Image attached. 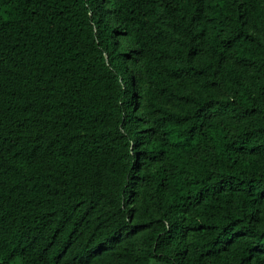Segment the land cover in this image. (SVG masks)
<instances>
[{
  "label": "trees",
  "instance_id": "trees-1",
  "mask_svg": "<svg viewBox=\"0 0 264 264\" xmlns=\"http://www.w3.org/2000/svg\"><path fill=\"white\" fill-rule=\"evenodd\" d=\"M0 264H264V0H0Z\"/></svg>",
  "mask_w": 264,
  "mask_h": 264
}]
</instances>
